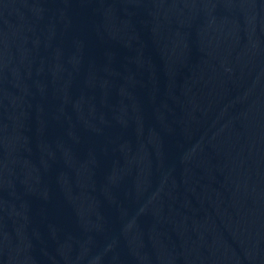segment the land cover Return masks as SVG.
I'll use <instances>...</instances> for the list:
<instances>
[{
  "label": "water",
  "instance_id": "obj_1",
  "mask_svg": "<svg viewBox=\"0 0 264 264\" xmlns=\"http://www.w3.org/2000/svg\"><path fill=\"white\" fill-rule=\"evenodd\" d=\"M0 264H264V0H0Z\"/></svg>",
  "mask_w": 264,
  "mask_h": 264
}]
</instances>
